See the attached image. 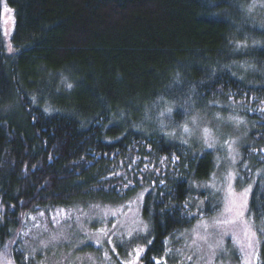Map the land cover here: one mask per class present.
Returning a JSON list of instances; mask_svg holds the SVG:
<instances>
[{"label":"trees","instance_id":"16d2710c","mask_svg":"<svg viewBox=\"0 0 264 264\" xmlns=\"http://www.w3.org/2000/svg\"><path fill=\"white\" fill-rule=\"evenodd\" d=\"M248 1L0 0V264H68L69 249L47 261L25 245L26 219L140 193L148 230L125 245L146 249L140 264L164 258L169 239L219 205L195 187L213 170L212 152L168 130L230 107L252 122L236 183H252L247 214L264 264V30L242 15ZM158 104L172 110L168 129L154 123Z\"/></svg>","mask_w":264,"mask_h":264},{"label":"rangeland","instance_id":"374dc122","mask_svg":"<svg viewBox=\"0 0 264 264\" xmlns=\"http://www.w3.org/2000/svg\"><path fill=\"white\" fill-rule=\"evenodd\" d=\"M5 5L10 8L6 3L3 5L2 21L8 16H13L12 12H4ZM242 15L250 24L264 30V0H249L242 9ZM12 25L11 21L7 24L2 22L7 50L11 48L9 36ZM252 73L256 72L250 71V74ZM232 108L220 110L223 114L219 112L218 109L220 108L209 109V111L198 114L193 112L179 126L168 130L172 140L180 143L187 141L186 144L192 145L199 152L205 150L212 152L213 170L208 179L196 184L195 187L198 190H205L213 198H217L219 204L211 216L200 218L188 229L177 233L167 241L169 257L176 259L172 261V264H249V262L250 264H257L256 253L259 251V240L247 214L251 191L246 197L247 207H239L244 203L241 193L249 189L250 186L252 190V183L247 184L242 189H238L236 183L239 175H241L239 173L241 148L252 143L249 137L252 122L239 116ZM166 109L169 107L160 104L156 105L154 109V123L158 124L161 129L163 125L168 126L167 129L171 126L169 115H161ZM194 117L196 124L192 123ZM230 117L238 118L241 122L237 123L235 119H230ZM185 124L192 129L191 135L184 134L183 126ZM205 128L209 129L211 133L209 139V143L213 145L211 148L207 147L204 140L203 129ZM226 141H235V144L232 145L233 152L231 154L225 144ZM233 155L236 160L235 164L230 158ZM229 172L236 174L237 177L233 182L234 196L230 195L225 181ZM262 176H264V172ZM206 185H214V187H206ZM137 197L120 205L70 206L66 209V216L64 211L57 217L58 224L53 223V220L49 222L40 218L43 212L36 213L34 216L31 215L30 217H35V219L30 217L26 219V232L30 239L26 240L25 245L35 250L40 247L48 256L46 257L47 261L53 259L49 256L55 253L59 255L63 249H69L66 256V258L68 257V264H118V261H127L130 259L128 253L133 249L131 250L128 245H125L126 242L129 238H138L145 233L138 231L144 227L146 222L141 217L142 200H138ZM130 201L131 204H129ZM232 201L234 204L231 203ZM97 205L99 207H95ZM111 211H116L118 214L115 217L105 214ZM237 212L242 213V215H237ZM51 213L53 216L56 210ZM202 221L207 222L206 227L201 223ZM224 221L228 222L224 223ZM113 225L116 227L113 228ZM102 228L109 230V235L112 236V244L115 247L116 245H124L125 248H129L128 253L125 252L123 255L119 254L116 249L113 251L112 245L107 243V237L96 235L97 230ZM130 232L132 233L131 237H129ZM252 233L255 235L253 236ZM80 234L82 235L80 236ZM53 236H56L57 239L53 240ZM97 240H100L99 244L96 243ZM250 241L252 242L251 249L248 247ZM34 243L39 247H35ZM87 243H91L95 249L81 252ZM105 253L107 257H105Z\"/></svg>","mask_w":264,"mask_h":264},{"label":"snow or ice","instance_id":"6c2138e0","mask_svg":"<svg viewBox=\"0 0 264 264\" xmlns=\"http://www.w3.org/2000/svg\"><path fill=\"white\" fill-rule=\"evenodd\" d=\"M4 12L5 13H11L12 10L10 8H7V6L5 5L4 6ZM9 21H11L14 25L15 21H14V17L13 16H8L7 19L3 20L2 22L4 24H7ZM238 47H244L245 45H237ZM68 87H71V85H68ZM264 110V109H262ZM45 111H49V109H45ZM171 109H166V111L164 113H162L161 115L162 116H167V115H170L171 113ZM230 119H235L237 123H240L241 121H239L238 118H234V117H230ZM192 123L193 124H196V118L194 117L193 120H192ZM183 132L185 135H191L192 133V129H190L187 124H185L183 126ZM174 135V134H173ZM203 135H204V140H205V143L207 145V147L211 148L213 145L211 143H209V139H210V136H211V133L209 131V129L205 128L203 129ZM183 143H187V141H183ZM226 146L228 147V151L229 153L231 154L233 152V149H232V145L235 144V141H226L225 142ZM232 159V162L235 164L236 163V160H235V156H231L230 157ZM164 159H167V158H164ZM177 157L176 156H173L172 157V162L173 163H176L177 161ZM163 162V161H162ZM245 167H247V165H245ZM116 175H120L119 173H116ZM236 174L232 173V172H229L226 177H225V181L227 182V186H228V190H229V193L231 196H234V192H233V182L234 180L236 179ZM163 183V181H161V184ZM124 189L127 190L128 188L130 187H133L131 181H129L128 183H126L125 185H123ZM206 187H214V185H206ZM148 189H145V192H147ZM251 191V186L249 187V189H246L244 190L243 193H241V198L244 200V203L239 205V207H244L246 208L247 207V200H246V197L248 195V193ZM143 195L144 193H140L137 197L138 200H142L143 199ZM132 202L130 201L129 204H131ZM231 203L234 204V201H232ZM95 207H99L98 205L95 206ZM123 207V206H121ZM62 213H64V210H61V209H58L56 210V213L53 214L52 216V220H53V223H59V220L57 219L58 216H60ZM106 215L110 214L112 215L113 217H115L118 213L116 211H111L110 213H105ZM64 215L66 216L67 213H64ZM237 215H242V213H239L237 212ZM41 216H43V213H41ZM31 219H35V217H30ZM228 221H224V223H227ZM205 227L207 226V222H204L202 221L201 222ZM219 223V222H218ZM116 225H113V228H115ZM148 230V226L145 224L144 227L142 229H138V231L140 232H147ZM96 235L98 236H104V237H107V243L109 245H112V249L113 251H115V245L112 244V236L109 235V230L106 229V228H102V229H98L97 230V233ZM132 233L130 232L129 233V237H131ZM252 235L254 236L255 234L252 233ZM53 240L57 239L56 236H53L52 237ZM44 243V242H42ZM97 244L100 243V240H97L96 241ZM149 244H151L152 242L149 241L148 242ZM248 247L251 249L252 248V242L250 241L249 242V245ZM146 251V249L144 247H137V248H134L130 253H128V255L130 256V259L127 260V261H122L121 264H139V260L141 258V256L143 255V253ZM257 257H258V253H256ZM105 257H107V254L105 253ZM166 257H167V252H166V255L164 258H153L154 260V264H166ZM27 259V257L25 258ZM189 259H191V257H189ZM250 264V262H249Z\"/></svg>","mask_w":264,"mask_h":264}]
</instances>
